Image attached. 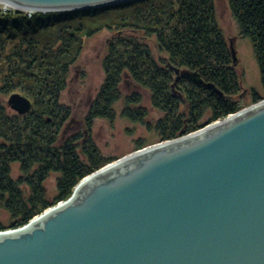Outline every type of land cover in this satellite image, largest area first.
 I'll use <instances>...</instances> for the list:
<instances>
[{
    "label": "trees",
    "instance_id": "16d2710c",
    "mask_svg": "<svg viewBox=\"0 0 264 264\" xmlns=\"http://www.w3.org/2000/svg\"><path fill=\"white\" fill-rule=\"evenodd\" d=\"M226 3L240 35L252 44L264 90V0ZM106 29L117 32L118 38L110 40L103 58L104 83L84 115L83 130L64 138L63 130L75 120L71 107L61 102L71 68L85 38ZM149 38L166 58L155 59ZM127 75L152 94L153 107L165 114L158 121L161 141L225 119L242 110L240 101L245 99H236L241 79L216 19L215 0H139L31 17L0 10V95L20 92L35 101L31 112L14 117H8L0 103V191L13 219L8 227L0 225V232L21 228L68 200L85 177L116 160L102 155L90 130L97 119L114 121V105L123 98L120 87ZM177 92L184 95V113ZM250 96V105L264 100L254 91ZM124 103L123 116L143 124L147 110L142 98L136 93ZM205 116L207 125L200 123ZM146 146L139 141L135 150ZM15 162L24 175L18 182L10 175ZM51 173L58 175L52 202L44 190ZM22 186L25 190L19 189Z\"/></svg>",
    "mask_w": 264,
    "mask_h": 264
},
{
    "label": "water",
    "instance_id": "95a60500",
    "mask_svg": "<svg viewBox=\"0 0 264 264\" xmlns=\"http://www.w3.org/2000/svg\"><path fill=\"white\" fill-rule=\"evenodd\" d=\"M4 1L73 12L139 0ZM8 105L33 108L19 92ZM0 264H264V100L85 177L68 200L0 232Z\"/></svg>",
    "mask_w": 264,
    "mask_h": 264
},
{
    "label": "rangeland",
    "instance_id": "374dc122",
    "mask_svg": "<svg viewBox=\"0 0 264 264\" xmlns=\"http://www.w3.org/2000/svg\"><path fill=\"white\" fill-rule=\"evenodd\" d=\"M215 6L217 22L227 41L232 42L236 50L238 63L235 68L241 79V91L236 96V99L240 97L245 98L240 101L242 109H244L251 104L248 102L251 100L250 94L252 91L264 97L259 66L255 59L252 44L248 39L240 35V30L228 10L226 0H215ZM5 9L6 7L0 4V10L5 12ZM7 9L8 11H13L11 8ZM15 10L16 9H14V11ZM128 35L133 38L136 36L134 34ZM112 38H114V40L118 38L117 32L106 29L84 40L83 51L77 63L71 68L72 71L68 87L61 96V102L71 107L73 113L72 117H75L74 123L68 128L65 127L63 130L62 134L64 138L70 136L73 131H77L78 129L83 130L84 115L91 103L95 100L105 80L103 58L107 54L109 43ZM149 45L151 53L156 60L166 58L165 54L158 52L154 39L149 38ZM120 88L123 98L114 105L116 111L114 121L101 118L97 119L94 121L92 130H90L91 138L102 155L115 158V161L135 152V148L139 141L147 145L146 147L163 142L161 141L158 121L165 118V114L162 110L160 111L153 107L152 94L144 87L132 81L128 75L123 78ZM136 93L142 98L141 106L147 110V117L143 124L123 116L125 107L124 98ZM177 95H179L182 102L179 106L181 113H184V95L179 92H177ZM9 97L10 95H0V103L2 105L4 104L7 116L14 117L15 115H20L13 111L8 105ZM30 100L33 104L32 109H34L35 101L32 99ZM208 119L209 116H205L200 123L207 125ZM10 175L14 182H18L20 178H24L18 162L10 164ZM57 178L58 175L56 173H51L44 183L47 199L51 202L57 195ZM19 189L25 190V187L22 186ZM12 221V215L7 211L4 204H2L0 191V225L8 227Z\"/></svg>",
    "mask_w": 264,
    "mask_h": 264
},
{
    "label": "bare ground",
    "instance_id": "6f19581e",
    "mask_svg": "<svg viewBox=\"0 0 264 264\" xmlns=\"http://www.w3.org/2000/svg\"><path fill=\"white\" fill-rule=\"evenodd\" d=\"M0 4L4 5L6 8L15 9V7L12 6V5H11L9 2H7V1L0 0ZM50 212H52V211H49L48 213H50ZM48 213H47V214H48ZM39 218H41V217L36 218L34 221L38 220ZM34 221H33V222H34ZM33 222H32V223H33Z\"/></svg>",
    "mask_w": 264,
    "mask_h": 264
},
{
    "label": "built area",
    "instance_id": "2783aa9c",
    "mask_svg": "<svg viewBox=\"0 0 264 264\" xmlns=\"http://www.w3.org/2000/svg\"><path fill=\"white\" fill-rule=\"evenodd\" d=\"M25 14L28 16V17H31L32 14H34L35 12L34 11H24Z\"/></svg>",
    "mask_w": 264,
    "mask_h": 264
},
{
    "label": "flooded vegetation",
    "instance_id": "af4514ba",
    "mask_svg": "<svg viewBox=\"0 0 264 264\" xmlns=\"http://www.w3.org/2000/svg\"><path fill=\"white\" fill-rule=\"evenodd\" d=\"M201 83H202V81H200ZM205 85V87H208V88H211V86L209 85V84H204ZM214 87L212 86V88L211 89H213ZM175 95H177V93L175 94Z\"/></svg>",
    "mask_w": 264,
    "mask_h": 264
}]
</instances>
